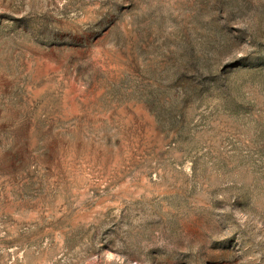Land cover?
I'll list each match as a JSON object with an SVG mask.
<instances>
[{
	"label": "rangeland",
	"instance_id": "rangeland-1",
	"mask_svg": "<svg viewBox=\"0 0 264 264\" xmlns=\"http://www.w3.org/2000/svg\"><path fill=\"white\" fill-rule=\"evenodd\" d=\"M0 264H264V0H0Z\"/></svg>",
	"mask_w": 264,
	"mask_h": 264
}]
</instances>
